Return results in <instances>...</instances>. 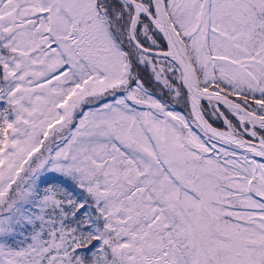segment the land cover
Wrapping results in <instances>:
<instances>
[{
  "label": "snow or ice",
  "instance_id": "obj_1",
  "mask_svg": "<svg viewBox=\"0 0 264 264\" xmlns=\"http://www.w3.org/2000/svg\"><path fill=\"white\" fill-rule=\"evenodd\" d=\"M0 264H264V0H0Z\"/></svg>",
  "mask_w": 264,
  "mask_h": 264
}]
</instances>
